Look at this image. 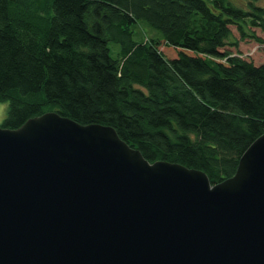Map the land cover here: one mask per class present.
<instances>
[{
  "label": "trees",
  "instance_id": "1",
  "mask_svg": "<svg viewBox=\"0 0 264 264\" xmlns=\"http://www.w3.org/2000/svg\"><path fill=\"white\" fill-rule=\"evenodd\" d=\"M253 27L257 0H0V125L48 111L109 125L217 183L264 133V62L228 48L263 42Z\"/></svg>",
  "mask_w": 264,
  "mask_h": 264
},
{
  "label": "water",
  "instance_id": "2",
  "mask_svg": "<svg viewBox=\"0 0 264 264\" xmlns=\"http://www.w3.org/2000/svg\"><path fill=\"white\" fill-rule=\"evenodd\" d=\"M0 264H264V133L212 184L109 125H0Z\"/></svg>",
  "mask_w": 264,
  "mask_h": 264
},
{
  "label": "rangeland",
  "instance_id": "3",
  "mask_svg": "<svg viewBox=\"0 0 264 264\" xmlns=\"http://www.w3.org/2000/svg\"><path fill=\"white\" fill-rule=\"evenodd\" d=\"M258 4L264 6V0H257ZM234 37L238 38L239 33L234 25L230 26ZM251 30L257 35L263 42H258L254 39L245 38L242 41H239L238 47H228L230 50L238 54L239 56L253 61L255 64H260L264 62V31L259 27H253ZM111 54H115V50L118 47L116 44L110 43ZM7 104L0 102V124L3 122L6 117Z\"/></svg>",
  "mask_w": 264,
  "mask_h": 264
}]
</instances>
